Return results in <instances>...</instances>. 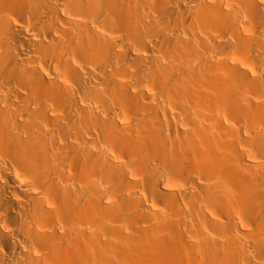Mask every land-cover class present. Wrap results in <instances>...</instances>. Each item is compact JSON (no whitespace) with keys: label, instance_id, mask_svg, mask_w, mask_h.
Masks as SVG:
<instances>
[{"label":"bare ground","instance_id":"1","mask_svg":"<svg viewBox=\"0 0 264 264\" xmlns=\"http://www.w3.org/2000/svg\"><path fill=\"white\" fill-rule=\"evenodd\" d=\"M0 264H264V0H0Z\"/></svg>","mask_w":264,"mask_h":264}]
</instances>
